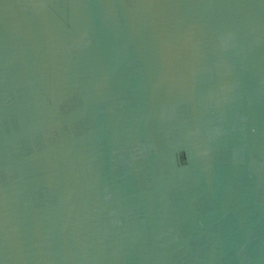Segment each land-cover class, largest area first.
<instances>
[{"label": "water", "instance_id": "1", "mask_svg": "<svg viewBox=\"0 0 264 264\" xmlns=\"http://www.w3.org/2000/svg\"><path fill=\"white\" fill-rule=\"evenodd\" d=\"M0 264H264V0H0Z\"/></svg>", "mask_w": 264, "mask_h": 264}]
</instances>
